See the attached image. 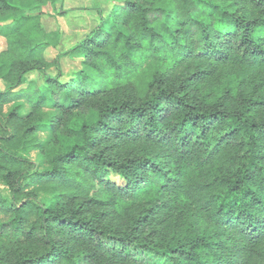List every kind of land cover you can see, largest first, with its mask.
Returning a JSON list of instances; mask_svg holds the SVG:
<instances>
[{
    "label": "trees",
    "instance_id": "trees-1",
    "mask_svg": "<svg viewBox=\"0 0 264 264\" xmlns=\"http://www.w3.org/2000/svg\"><path fill=\"white\" fill-rule=\"evenodd\" d=\"M20 12L0 0V264H264V0H113L67 80Z\"/></svg>",
    "mask_w": 264,
    "mask_h": 264
},
{
    "label": "rangeland",
    "instance_id": "rangeland-1",
    "mask_svg": "<svg viewBox=\"0 0 264 264\" xmlns=\"http://www.w3.org/2000/svg\"><path fill=\"white\" fill-rule=\"evenodd\" d=\"M10 2L21 8V14L32 15L41 12V24L48 35L44 40L49 41L47 55L60 59L58 66H52L48 69L47 74L51 77L60 76L61 80L69 79V76H75L80 68L78 58L66 54L86 36L94 30L102 21V18L108 16L113 0H49L47 3L36 0H10ZM7 41L0 36V52L6 47ZM256 78L263 79L264 73L260 72ZM30 81L43 83L46 76L40 72H32L26 77L25 85ZM258 81V80H256ZM249 89V87H248ZM18 101L7 107V111L21 104ZM23 111L28 107H24ZM51 112H54L50 110ZM96 113L90 111L88 114L76 113L72 120L74 129L80 128L84 122L93 123L96 121ZM47 133H42L44 137ZM61 141L67 147L73 145L77 140L69 135L60 134ZM40 158L38 152H35L32 159ZM11 198L9 188L0 182V204ZM41 198L51 203L52 198L41 194ZM3 212H0V223L3 221Z\"/></svg>",
    "mask_w": 264,
    "mask_h": 264
},
{
    "label": "crops",
    "instance_id": "crops-1",
    "mask_svg": "<svg viewBox=\"0 0 264 264\" xmlns=\"http://www.w3.org/2000/svg\"><path fill=\"white\" fill-rule=\"evenodd\" d=\"M34 153H35V152H33V153L31 154V158L33 157ZM34 160H39V158H35Z\"/></svg>",
    "mask_w": 264,
    "mask_h": 264
}]
</instances>
